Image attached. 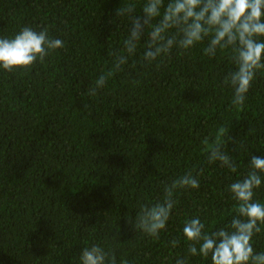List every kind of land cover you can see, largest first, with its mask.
I'll return each mask as SVG.
<instances>
[{"label":"trees","instance_id":"trees-1","mask_svg":"<svg viewBox=\"0 0 264 264\" xmlns=\"http://www.w3.org/2000/svg\"><path fill=\"white\" fill-rule=\"evenodd\" d=\"M143 2L136 0V14ZM127 3L0 0V38L29 26L64 42L29 70L0 68V264H80L92 245L114 252L117 264H211L188 255L184 223L199 216L211 232L236 214L229 185L248 174L251 155L264 156V69L240 110L225 83L235 70L230 50L209 59L205 41L149 65L146 31L123 71L89 96L112 68L110 52L124 54L130 21L115 13ZM228 135L224 150L236 172L207 161L208 146ZM201 169L199 189L174 194L158 240L128 223L140 204L162 199L165 185ZM261 180L254 200L264 203ZM260 227L256 252H264Z\"/></svg>","mask_w":264,"mask_h":264},{"label":"clouds","instance_id":"clouds-1","mask_svg":"<svg viewBox=\"0 0 264 264\" xmlns=\"http://www.w3.org/2000/svg\"><path fill=\"white\" fill-rule=\"evenodd\" d=\"M115 16L130 21L124 54L110 52L112 68L94 81L87 90L89 96L98 95L116 72L123 71L147 31L143 61L149 65L158 59L162 62L174 48L183 55L205 41L203 53L209 59L215 58L218 51L230 50L235 70L225 77V83L233 89L231 104L243 109L257 72L264 69V0H168L167 3L144 0L141 14H136V0H129L117 8ZM63 47L64 42L50 38L47 29L36 31L25 26L13 38H0V68L9 73L29 70L37 61L43 63L47 56ZM225 132L226 129L220 130L221 135ZM232 139L228 135L223 143L218 138L208 146L209 164L219 162L221 167L237 171L235 162L224 150ZM249 168L246 176L229 185L231 198L238 205L229 225L207 232L199 216L184 223L182 233L189 256L210 258L211 264H264V252H256L252 243L253 236L261 231L260 225H264V203L254 200L255 190L262 184L264 156L251 155ZM202 171L196 176L187 171L165 185L162 199L151 206L140 204L134 222L128 223L135 231L158 240L176 206L174 194L177 190L199 189ZM170 244L175 248L179 241L173 239ZM80 264H117V261L114 252L92 245L81 250ZM120 264L129 262L122 260ZM175 264H186V260L177 258Z\"/></svg>","mask_w":264,"mask_h":264}]
</instances>
